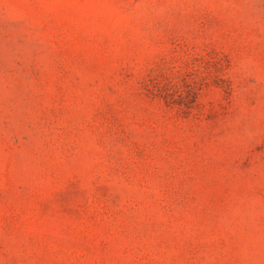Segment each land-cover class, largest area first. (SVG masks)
<instances>
[{"label":"rangeland","instance_id":"1","mask_svg":"<svg viewBox=\"0 0 264 264\" xmlns=\"http://www.w3.org/2000/svg\"><path fill=\"white\" fill-rule=\"evenodd\" d=\"M0 264H264V0H0Z\"/></svg>","mask_w":264,"mask_h":264}]
</instances>
